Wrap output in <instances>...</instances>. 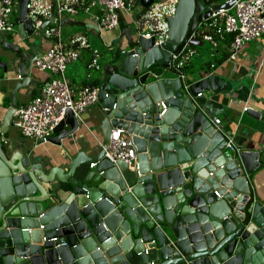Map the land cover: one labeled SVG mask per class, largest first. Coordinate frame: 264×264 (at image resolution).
<instances>
[{"label": "water", "instance_id": "water-1", "mask_svg": "<svg viewBox=\"0 0 264 264\" xmlns=\"http://www.w3.org/2000/svg\"><path fill=\"white\" fill-rule=\"evenodd\" d=\"M152 1L139 0L145 8ZM25 4L19 0L22 38L32 34L33 18L22 22ZM210 14L205 0H177L163 43L126 34L131 48L100 69L103 143L108 146L112 128L124 129L136 147V168L109 161L99 148L87 158L64 151L67 170L60 174L54 166L39 167L45 155L32 165L13 152L7 157L0 143V264H264V201L250 195L247 181L264 151L232 155L214 131L216 114L205 93L230 92L227 81L208 74L185 90L169 70L172 54L202 44L193 34ZM0 47L19 58L20 82L8 93L10 108L0 124L5 133L31 62L26 67L22 48L3 36ZM8 62H0L4 78ZM157 70L152 80L150 72ZM245 112L260 117L256 110ZM77 128L68 111L48 142L60 146Z\"/></svg>", "mask_w": 264, "mask_h": 264}, {"label": "built area", "instance_id": "built-area-1", "mask_svg": "<svg viewBox=\"0 0 264 264\" xmlns=\"http://www.w3.org/2000/svg\"><path fill=\"white\" fill-rule=\"evenodd\" d=\"M14 3L18 5L19 0H0L1 35L16 32L19 8L14 6ZM176 3L177 0H166L164 3H152L145 8L136 19L138 36L153 38L156 46L163 43L167 37V19L173 16ZM222 4L229 6L212 9L214 5ZM207 5L211 14L202 25L215 34L232 36L229 59L235 60L238 52L249 42L264 36V0H207ZM25 10L26 15L22 22L33 18L32 34H35L39 41L49 42L41 53L33 57L32 66L38 71L48 72L50 78L30 101L16 108L11 123L18 128L22 136L38 143H46L68 111L78 120L89 106L98 102V87L89 82V76L85 85L78 88H73L66 77L67 66L78 60L79 50L88 47V42L84 36H72L63 42V20L83 13L98 27V31H110L117 28L120 17L128 11V4L126 0H26ZM193 35L195 37V33ZM202 39L213 48L218 45L210 33H204ZM106 45L109 47L111 44ZM183 49L180 53L171 55L169 70L182 80L183 87L187 90L192 82L207 76V73L186 74L184 68L189 54L188 51L183 54ZM99 58L98 51L94 50L87 65L88 69H98ZM150 74L152 79L159 77L157 73ZM245 108L247 106H243V109ZM164 112L165 105L161 102L160 115ZM212 124L214 131H219L225 138L223 148L231 151L232 155L236 156L242 149H248L237 141L235 129L227 132L222 129L218 117L213 118ZM101 148L104 157L109 161L125 162L130 169L136 168V147L132 137L124 129L112 128L108 146L102 143Z\"/></svg>", "mask_w": 264, "mask_h": 264}, {"label": "crops", "instance_id": "crops-1", "mask_svg": "<svg viewBox=\"0 0 264 264\" xmlns=\"http://www.w3.org/2000/svg\"><path fill=\"white\" fill-rule=\"evenodd\" d=\"M126 1L128 4V11L124 12L120 17L117 28L110 31H98V27L87 19V16L83 13L72 15L71 18H69V20L77 22V24L81 23L82 26L80 27L82 29L79 30L80 32L78 31L77 34L72 33L67 35V40L72 36H84L85 34L83 32H90L96 35L100 41L99 44L93 45L90 44L86 38L88 47L80 49L78 60L67 66L66 77L71 82L73 88L85 85L88 81V79H86L87 76L90 77L89 82L91 84L93 81L97 82L98 87V77L102 66L119 57L122 50L131 48L128 44L126 34L134 39L138 37L135 17L136 14L143 11L145 7L140 4L139 0ZM164 2H166V0L152 1V3ZM205 2L207 4V0H205ZM64 26L72 27L75 25L65 24L62 26L61 30H63ZM131 29L133 33L130 32ZM16 32L17 34H14L12 37H10V34H0V36L18 45L24 52L21 43L23 38L19 35L18 29H16ZM206 32H208V29L200 24L195 32V38L202 41V44L187 45L183 49V54H187V51L189 54L184 71L188 75H198L199 72H206L207 75L215 74L230 84L231 91L228 93H219L216 95L211 92L205 93L210 110L221 120L222 129L226 132L233 131L234 129L236 130L238 142L249 149L262 152L264 151V36L249 42L238 52V56L235 60L229 59L231 53L230 44L217 43V47H215V50L210 54L211 58L208 61H204L205 65L204 63L201 65V63H199L202 59L200 47L204 45L205 41L202 39V35ZM106 43H110L111 45L107 47ZM33 45L36 46L34 53L28 55L24 52L27 58L26 67L28 66V62H31V64L29 65V81L24 84V87L16 91L18 106H22L30 101L50 78L48 72L38 71L32 66L33 57L41 53L43 49L49 45V42L39 41ZM94 50H97L100 55L99 68L94 73H90L87 65ZM117 51H119V55L116 56ZM104 54L107 58L101 61ZM225 54L229 55L226 57ZM18 59L17 54L5 51L0 47V62L9 61L6 78L2 76V70H0V124H2V120L7 110L10 108L11 100L8 97V93L13 90L16 83L20 82L19 71L15 67ZM155 72L161 73V70ZM174 75L177 76L176 74ZM243 106H247V109L258 111L260 117L256 119L246 114L245 111H242ZM13 117L14 115L9 122L6 132L0 133V143L6 156H10L13 152L19 156L28 157L32 165H36V156L40 154L45 155V158L42 157L39 160L41 163L40 166L37 164L39 167L42 166L41 169L54 166L59 170L60 174H62L64 170H67V165H63L62 162H68L64 151L71 157L79 154L87 158L89 156H94L103 143L102 133L98 127L101 120L98 102L89 106L80 115L77 120L78 128L69 137L63 138L60 146L51 142L38 143L34 139L22 136L18 128L14 127L11 123ZM211 122H213V119ZM65 130H69L68 125L65 126ZM230 153L233 154L231 151ZM46 156L50 157V159ZM88 168L89 166L87 164L83 166L85 171ZM74 176L79 177L80 174L75 173ZM247 181L250 187V195L255 200L264 201V161L259 164L256 170L247 175Z\"/></svg>", "mask_w": 264, "mask_h": 264}, {"label": "rangeland", "instance_id": "rangeland-1", "mask_svg": "<svg viewBox=\"0 0 264 264\" xmlns=\"http://www.w3.org/2000/svg\"><path fill=\"white\" fill-rule=\"evenodd\" d=\"M14 6L18 7L17 3H14ZM82 28L80 26H72V27H67L64 26L63 30H62V40L63 42L67 41V35L70 34H77L79 30H81ZM80 32V31H79ZM83 32V31H82ZM131 33H133V30H130ZM85 35V37L88 39V41L90 42V44L93 45H97L99 44V39L96 35H94L93 33L90 32H83ZM15 34V31H13L10 34V37H12ZM36 42L38 43L39 40L36 38L35 34H31L25 38H23V40H21L22 46H23V50L26 54L30 55L31 53H34L36 46L33 44H36ZM215 50V48H213L208 42H204V45H202L200 47V53H201V57L202 59L199 61V63H201V65H205L204 61H208L211 57L210 54H212L211 52ZM3 56V55H2ZM6 57V56H3ZM107 58L106 55H103V58L101 59V61L103 59ZM100 60V58H99ZM197 67V66H196ZM190 69V68H189ZM97 69H89L90 73H94Z\"/></svg>", "mask_w": 264, "mask_h": 264}, {"label": "trees", "instance_id": "trees-1", "mask_svg": "<svg viewBox=\"0 0 264 264\" xmlns=\"http://www.w3.org/2000/svg\"><path fill=\"white\" fill-rule=\"evenodd\" d=\"M144 11V10H143ZM139 12L138 14H136V19H138L141 15V13L143 12ZM207 33H210L213 35L214 39L217 41V43H226L227 45L231 43V39L232 36L228 35V34H215L214 31L208 30ZM194 47V46H193ZM119 55V51H117L116 56ZM229 54H225V56L227 57ZM115 56V57H116ZM93 85L97 86V82L93 81L92 82Z\"/></svg>", "mask_w": 264, "mask_h": 264}, {"label": "clouds", "instance_id": "clouds-1", "mask_svg": "<svg viewBox=\"0 0 264 264\" xmlns=\"http://www.w3.org/2000/svg\"><path fill=\"white\" fill-rule=\"evenodd\" d=\"M208 6V5H207ZM245 109H247V108H245ZM245 109H242V111H245Z\"/></svg>", "mask_w": 264, "mask_h": 264}]
</instances>
